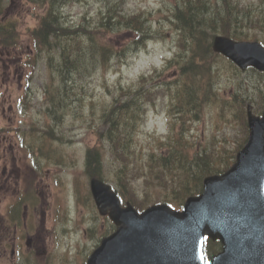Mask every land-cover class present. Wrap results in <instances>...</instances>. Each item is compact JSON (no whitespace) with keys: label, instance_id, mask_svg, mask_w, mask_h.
Here are the masks:
<instances>
[{"label":"rangeland","instance_id":"obj_1","mask_svg":"<svg viewBox=\"0 0 264 264\" xmlns=\"http://www.w3.org/2000/svg\"><path fill=\"white\" fill-rule=\"evenodd\" d=\"M195 4L199 5L200 1L206 7L208 5L207 0H194ZM235 4H240L239 8L243 6L244 3L248 4L247 9L258 16L252 17V22L250 23L253 26L252 29L247 30L245 27L239 28L238 32L244 30L247 34V37L250 40H258L259 43L264 45V24L260 23L264 16V0H232ZM187 0H123L121 6L126 12L124 14L125 20H129L128 15L142 13L148 15L152 27L150 29L152 37L148 42L145 43V47L139 49L137 52L133 51V37L131 33L121 32L120 34H106L96 36L94 39H87L86 37L82 38L78 46V54L74 49H72L73 56L77 58L76 66H73L71 69L69 66H66L62 60H59V65L63 71H66V77L71 81L70 85L67 86L68 91L63 92V98L57 104H63L65 107L64 112H62L63 119L60 124L53 125L54 122L52 117L48 113H44L45 106L42 107V110L37 108L36 95L42 96L41 92L45 89L46 84L51 80L52 76H55L52 73L53 64L50 66L47 65V57L45 55L39 56L36 53L35 47L32 45V41L27 45L22 44L23 46L14 54H7L8 65H1L0 68V87L1 91L3 88L8 86L6 83L8 78L6 74H12L13 62L19 61L23 65L22 74L27 80L31 78V96L24 97L17 93V87L22 85V82L17 81L12 83L14 86L15 92L12 91L9 97L6 96L2 100H8L11 104V112L4 115V112L0 113V116H3V119L0 122V126H4L7 121L10 126L13 128L14 132L17 134H22L24 132L30 131L33 127L38 125L48 124V133H52L55 138L51 137L52 144L51 150L52 155L57 157L60 161L58 163H53L55 170L52 166L48 165L47 173L44 176L38 174V179L45 180L44 183L51 185L55 176H58L61 180V185H59V194L69 193L67 190L70 188L68 185L72 183L74 189L76 188V193L79 194V197L72 196L69 200V206L73 205L76 209V204L81 202L80 193L85 198L87 190V179L84 177V158L87 148L94 146H101L105 150L109 140L107 139V128L109 125L104 126L101 122L103 108L110 103L111 97L108 95V89L111 90L115 85H131L137 86L140 84V78L142 76H148V81L143 84V95L148 94L154 96L156 93L155 90H158L160 96L158 97L154 107L152 105H147L148 117L147 126L144 130V133L154 134V138H158L161 142L166 140L167 134L171 131L174 134L178 132L179 125L175 124L176 118L179 116L184 121L186 116L189 114V109L181 106L180 101L182 98L178 94L172 92L171 85L177 83L179 76L176 74H170L171 70L163 72V64L173 54L174 46L178 38L176 33V28L180 26L178 20L174 21V13L179 9H184L185 3ZM4 14L1 17L2 19L7 20V22L14 24L17 33L21 39L29 40V31L35 28L38 25L39 17L42 16L43 8L36 7L29 0H11L9 5L4 1ZM201 6V5H200ZM102 5L98 0H75L67 4L64 9L65 19L63 22H69L73 25H77L79 28L90 29L89 27H94V23L98 21V11L101 9ZM202 7V6H201ZM208 8V7H207ZM60 7H58V10ZM120 9V6H118ZM209 19L213 16H217V11L214 10V7L211 5V8H208ZM232 13V11H231ZM150 14V15H149ZM204 14H198V19H191L184 21V26H191L190 31H185L183 33L184 37H188L193 34L200 38L205 46L208 45L210 27L212 24L207 27L204 22H200L204 18ZM114 15L111 14V17L107 18V24L111 27L118 26L119 23L115 19L113 20ZM211 23L208 21V24ZM207 24V25H208ZM248 25L247 22L243 23V26ZM250 26V25H249ZM87 27V28H86ZM146 27V26H145ZM231 32H234V29H230ZM77 33L81 32L85 34L82 30L76 31ZM196 40V39H195ZM89 41H92L93 44H104L109 48H113L116 51L120 50L121 59L115 58L109 63V68L103 72L102 68L96 70V74L90 77L87 80V83H83L82 88L74 89V86L79 83H74L71 78H76V74L83 73L90 69L92 62L97 59L100 55L99 51L95 50L90 44ZM65 44L64 42L62 43ZM72 48V47H71ZM185 49L183 46L178 52H182ZM205 52V49L202 48ZM41 54V53H40ZM13 55L15 57L13 58ZM206 65L204 69L202 68V74L205 73L206 69H209L212 72L216 67L223 69L224 64L218 60H215V57L209 56L208 53H205L204 57ZM32 61V62H31ZM58 63V59H55ZM26 63V64H25ZM34 66V67H33ZM201 66V65H200ZM76 68V69H74ZM106 73L104 76H101L100 73ZM170 74V75H168ZM239 78L233 76L228 78V75L220 73V80L214 82L209 89V92L213 93V90L217 93L219 98L227 100L228 103H222L220 111L218 113V108L213 106L212 103H205L201 97H198L197 104L199 109L204 113L202 114L201 120L199 123L195 122L191 126V131L188 132L186 136L189 139V134L197 133L198 137L191 142L193 147L202 146L206 139L211 138L213 134L217 138L222 139L225 136L224 146L229 149L231 152L234 151L237 145L236 133H239L241 127L239 125L242 115L241 112H232L231 109V99L232 96L236 98L238 95L245 94L246 91H250L253 85L258 83V80L252 81L254 75L249 71L247 74L238 75ZM56 77H54L53 85L56 86L57 82ZM152 83L159 84L157 87L152 89ZM10 90V87H9ZM145 90H149L147 93ZM51 94H54V90H51ZM18 97H23L21 100L20 108H15L14 100ZM76 99H82L83 106L80 108L78 104L79 101ZM224 102V101H223ZM185 103L183 106H186ZM49 106V104H48ZM226 109H229V113H224ZM175 115H170L174 113ZM106 113V111H105ZM182 117H181V115ZM110 123L111 120L107 119ZM172 124H174L172 126ZM217 125L218 129H215ZM141 130V127L139 128ZM195 129V130H194ZM215 129V130H214ZM223 135V136H222ZM11 136V135H10ZM142 138L137 141V149L139 147L143 148L142 152L138 153L137 162L141 164V171H147L146 160L147 157L145 154L148 152L151 154L149 158V168L154 165L153 158L159 155L166 153L165 149H161L152 142L151 144L144 139L148 137L142 136ZM39 136H35L34 140L29 135H23L22 137L17 136L16 140L2 145L0 147V156H10L11 152L17 148L21 155L25 153L24 150H20L21 143L23 141L25 149L33 151L35 153V147ZM191 141V140H190ZM208 145H217V141H211ZM189 149V145L186 146ZM193 147L191 150L193 151ZM56 150V153H54ZM24 153H23V152ZM103 154H105L103 152ZM131 155V151L128 152ZM28 155L34 159L32 153ZM134 158V157H132ZM136 159V157H135ZM110 173L112 171L109 169ZM85 179V186L79 185V182ZM132 178L128 177V181H131ZM137 180L131 181L135 183ZM109 183V182H108ZM114 186V185H113ZM50 191V188H47ZM59 194H56L51 190V195L45 198L38 206H36L35 211L29 216V222H32V228L29 226L26 228V233L24 234L25 239L28 238V235H32V240L35 237L36 241L38 239L37 230L40 228V232H43L45 229L40 226V218L44 220L42 225L47 229H50L52 226L55 227V209L48 210V203L57 198ZM139 201H142L141 195L137 196ZM153 204L159 203L155 199L152 200ZM64 204V203H63ZM57 206V205H56ZM55 206V207H56ZM4 208L0 207V215L3 216ZM82 207L80 209V214L82 213ZM48 213V216L44 214ZM65 213V211H64ZM63 213V214H64ZM50 214V215H49ZM70 215L78 222L79 215L77 211L75 212L70 208ZM91 216V213H89ZM91 222V221H90ZM93 225V223L91 222ZM96 232L93 235V238L98 243L101 237H104L107 234V231L110 229V223L103 217H98L95 221ZM9 232V230H7ZM30 233V234H29ZM58 233L56 232V235ZM78 238V243H81L80 235L75 234ZM47 238V236H46ZM45 238V240H46ZM42 243V242H41ZM67 243H65L66 245ZM21 254H17L14 258L15 264L18 263V258ZM81 260L84 259V256H81ZM65 264V263H63Z\"/></svg>","mask_w":264,"mask_h":264},{"label":"water","instance_id":"obj_2","mask_svg":"<svg viewBox=\"0 0 264 264\" xmlns=\"http://www.w3.org/2000/svg\"><path fill=\"white\" fill-rule=\"evenodd\" d=\"M213 45L214 51L222 53L241 68L251 65L264 71V50H261L257 44L234 43L219 37L214 39ZM246 164L247 167L243 168L251 170L249 163ZM238 168L239 165H236L227 175L234 174ZM232 183L222 178L205 181V201L213 205L206 214L202 213V217L212 219L209 222L212 225L214 222L218 223L214 228V231L217 230L216 233L212 230V237L221 240L226 264H244L242 252L251 264H264V220L252 223L250 220L252 213L236 214L234 207L229 205L228 201ZM213 187H216V195L213 193ZM91 188L100 214L105 215L109 210L108 215L116 224L117 230L103 240L97 252L98 257L93 258L90 264H172V258L162 259L153 255L152 250L157 244V236L164 242L172 241V233L176 227L167 229L170 236L165 229L171 223L166 220V216L173 215L165 213L162 216V208H152L139 216L130 208L119 209L117 200L108 187L92 182ZM255 202L256 198H253L250 204ZM189 207L190 205L187 209ZM230 208L233 212H230ZM204 232L209 233L207 229ZM179 252L182 255L197 252V247L188 246ZM157 253L160 254V250ZM214 264L221 262L217 259Z\"/></svg>","mask_w":264,"mask_h":264},{"label":"trees","instance_id":"obj_3","mask_svg":"<svg viewBox=\"0 0 264 264\" xmlns=\"http://www.w3.org/2000/svg\"><path fill=\"white\" fill-rule=\"evenodd\" d=\"M50 1V6L51 8L47 9L46 11V16L45 19L42 20L41 25L35 30V36L37 39L44 44L49 43V38H60L59 33L62 31V22H61V17L58 16L57 14L60 12L58 10L57 6L58 3H63L62 5L72 1V0H48ZM226 0L223 1V3ZM207 7L211 8V2L207 0ZM199 5L195 4L194 0H187L185 3L184 9H179L177 8L174 17L176 20L180 22V26H178V30L182 32L180 35L179 43L183 42L184 35L183 33H186L185 31H190L192 29L191 26H184V21L188 20L190 17L191 19L195 20L198 19V14L201 15L202 13L206 12L204 14V18L200 20V22H204L207 27H209L211 24L212 26L210 27L211 32H228V29H231L232 26L234 27H248L249 22L251 19H248L246 21H240V20H232L229 14L227 13L226 8L222 7H216L214 4V10L217 11V16H213V18L209 19L208 16V8L201 3L200 1L198 2ZM202 7H201V6ZM57 13V14H56ZM111 17V15L109 16ZM121 18L123 19L124 16L121 15ZM115 20V18H113ZM132 22L135 23V25L138 27V31H146V34L148 33V27L144 26V22L141 21V15L138 16H133L131 19ZM196 21V20H195ZM208 21L211 22L208 24ZM247 22L248 25L243 26V23ZM208 24V25H207ZM236 35V34H232ZM4 36H1V39ZM197 37V36H196ZM195 36L190 35L188 36V40L192 41L191 38H196ZM89 44L91 45V41H89ZM196 45L199 46L200 48L202 47V42L201 40L199 42H195ZM183 47V46H182ZM179 47V48H182ZM71 48V47H70ZM207 53L206 51L200 54H197V52L190 51L188 56L186 57L185 51L181 52V54L177 55L176 58H179V61L177 62L178 65H180V76L179 80L177 83H173V85L176 88V91L178 96L182 98L180 101L181 106L178 107H184L189 109V114L192 115V119H197L199 115L202 114V110L199 109V105L197 104V99L198 97H201V99L207 103V93L209 92V88L212 86L214 82V73L210 72L209 69H206L205 73L202 74V68L204 69L206 65V61L199 60V58H202L201 54ZM204 59V58H202ZM61 60L65 63L66 66H69L71 69H73L74 65L76 66V57H74L71 53V51L66 50V53L62 55ZM205 60V59H204ZM201 65V66H200ZM76 69V68H74ZM235 69L233 68V71ZM66 73V71H64ZM183 72V73H182ZM217 73L219 71L217 70ZM224 74L227 75L226 72ZM87 77V71L77 74V78H79V83H83L84 78ZM82 85V84H81ZM208 97H211L210 95ZM239 97V96H238ZM212 98V103L216 104L219 106V103L216 102V100ZM224 100H221V103H223ZM130 103V102H129ZM128 104H124V107L127 110H123L124 114V119L127 121L130 116L134 114V109L128 108ZM187 104L186 106H183L184 104ZM130 109V110H129ZM120 110V109H119ZM121 111V110H120ZM106 117L107 119L111 120L110 126H111V134L109 137V141L112 144H118L121 139V144L116 147V152L120 151L121 149L124 148V146L127 144L126 141H122L123 136L121 134L124 133L123 126L121 127L122 117L120 115V112L118 111H106ZM119 135H121L119 139ZM184 147L182 144L175 143L170 146V152L168 157L167 162L171 164L172 170L175 172V174L181 179V181H176L172 180L167 174L168 172H155L153 171V177L156 181H159L160 183H163L160 187L165 190V191H172L174 186L176 184H180L182 181L186 180L189 176H191L200 179L202 175L205 174H210L215 172V168L218 167L220 164H224L227 162L225 158H223V152H220L219 154H215L214 152V147L213 146H206L202 148L199 151H196L194 154L191 155V157L185 152L184 153ZM187 156L186 159L184 156ZM86 166H87V171L90 176L97 177L102 179V173L100 169V154L97 149H91L88 151L87 156H86ZM161 161V159H160ZM155 174H160L159 176H156ZM169 180V181H168ZM165 201H168L165 199Z\"/></svg>","mask_w":264,"mask_h":264},{"label":"flooded vegetation","instance_id":"obj_4","mask_svg":"<svg viewBox=\"0 0 264 264\" xmlns=\"http://www.w3.org/2000/svg\"><path fill=\"white\" fill-rule=\"evenodd\" d=\"M6 255V239H0V258Z\"/></svg>","mask_w":264,"mask_h":264}]
</instances>
